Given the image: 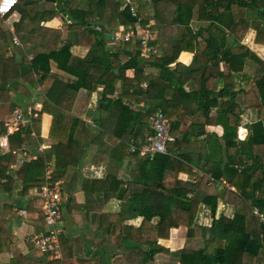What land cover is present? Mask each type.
<instances>
[{"label":"trees","instance_id":"16d2710c","mask_svg":"<svg viewBox=\"0 0 264 264\" xmlns=\"http://www.w3.org/2000/svg\"><path fill=\"white\" fill-rule=\"evenodd\" d=\"M60 12L69 13L71 30L86 40L90 53L84 59L74 57L71 43L63 42L61 31L53 30L49 33L50 46L35 52L29 65L32 85L34 72H41L44 88L47 79L53 78V62L60 71L76 78L65 85L63 90L68 92L62 100L45 101L41 111L53 116L49 137L56 144L49 152L56 158L54 178L73 184L79 179L72 164L73 147L84 144L88 131L85 122L72 115L66 99L70 101L81 89L94 92L105 86L98 105L102 113L97 122L102 129L98 137L100 150L94 162L100 164L105 156H115L105 142L106 137L113 136L121 142L114 153H125L132 163L130 180L109 174L84 183L85 191L92 188V192H102L104 199L110 195L109 199L120 202L115 211L101 209L99 247L114 256L120 252L125 264H157L160 254L170 252L159 241L169 239L173 229L184 227L187 244L175 252L180 264H264V224L254 214L255 209L264 213V59L245 41L251 33L253 43L264 46V0H19L1 22L19 13L22 21L40 24ZM94 21L103 26L101 32L89 28ZM1 22L4 47L12 33L2 28ZM139 25L156 34L150 44L159 45L163 54L146 59L139 40H128L125 48L138 58L137 70L130 78L121 57L110 56L107 35ZM18 26L19 36L22 26ZM182 52L194 54L190 64L178 62ZM13 59L1 54L2 69L8 72L16 68ZM236 66L251 68L247 75L250 82L239 89ZM153 67L160 69L159 74L145 75L144 70ZM17 80L14 74L1 78L0 95L8 91L9 81ZM197 80L200 85H196ZM138 102L145 105L137 106ZM158 111L172 123L173 141L168 144V154L142 156L130 152L131 142L139 148L148 142V135H153L150 120ZM248 112L255 117L245 124L248 133L241 139L239 128L243 117H249ZM217 126L222 134L214 132L205 137L208 153L201 164L202 159L196 160L186 149L206 135L207 127ZM33 130L7 134L6 129H0V135L8 136L11 148V152L0 156V184L3 179L11 184L9 171L15 161L12 152L30 141ZM36 135L40 140L37 129ZM181 173L190 179H179ZM20 178L24 195L45 184V172L36 167L35 161L23 165ZM222 179L228 186H223ZM11 188L9 184L3 187L7 192ZM220 201L234 208L232 215L219 211ZM203 205L211 212L210 225L198 221ZM137 217L144 218L140 227L126 223ZM3 224L7 226L0 219V253L10 252L12 244ZM60 241L63 260L48 264H69V258L79 260L74 241L64 232ZM12 264L37 261L19 256Z\"/></svg>","mask_w":264,"mask_h":264},{"label":"crops","instance_id":"0c3cea01","mask_svg":"<svg viewBox=\"0 0 264 264\" xmlns=\"http://www.w3.org/2000/svg\"><path fill=\"white\" fill-rule=\"evenodd\" d=\"M94 23V25H101L100 23H96V21H94ZM1 24V27L4 30H9L12 33V38H10L8 43H6L7 45L3 47V36H0V55L2 54L7 58H14L13 60L16 64V68H11L10 71L6 72V70H3L0 66V80L3 77L5 78V76H12L13 74L15 75V78H19V80H17V83L9 81V83H7L8 91L0 95V129H6L7 134H13L19 130L24 133L27 128H33L34 130L31 133L30 141L26 142L22 148L16 149L12 152L15 161L9 171V175L13 179H11V184L10 181L6 179H3L0 184V219L1 221L3 220L7 222V226L6 224H3V230L5 234H11L12 240L10 252L4 251L0 253V264H12V260L19 256H27L34 259L37 261V264H48V262L51 261L46 255L40 252L33 242V237L44 229V219L40 211L42 203L40 194L42 188H32L25 193V195L22 194L21 192L24 189V183L20 178V169L25 163L35 161L36 167L44 170V172L46 171V167L49 164H52L54 173L56 160L55 153L49 152V150L56 144V141L49 137L53 123V116L50 113L41 114V111L45 101L56 99L62 100L68 92L66 89L63 90L65 85H67L71 79L75 80L76 78L60 71L57 68L56 63L53 62L51 65L53 78L49 77L43 88L40 83L42 73L34 72L32 77H34L35 84L33 85L35 86H33L29 82V65L35 57V52L40 51V49L43 50L48 45L50 46L52 40L49 37V33L53 30L61 31L63 42L71 43V52L74 57L84 59L89 55L90 50L85 46V44H88L86 40L80 39L78 33L71 30L70 25L72 24V19L69 13L66 12H60L54 18L44 20L40 24L31 23V25L28 20L22 21L21 14L13 13L3 20ZM19 24L22 28L19 32L20 35L18 36V34H16V28L20 29L18 26ZM216 31L217 30H215L214 33ZM115 33L107 35L108 41L106 42V45L108 48H111L109 54L111 57H121L126 76L132 78L137 70L138 58L132 54V51L125 48V43L116 40L113 37ZM109 35L110 39L108 38ZM14 37H17L20 41V45L14 43ZM43 37H45L44 39L47 41L46 44L42 41ZM80 40L82 42H78ZM216 42L218 45L221 43L219 39H217ZM150 46L151 48H154L155 53H150L149 55L144 56L146 59L151 55H157L160 57L163 54L159 45L150 44ZM193 56V53L182 52L179 56L178 62L190 64ZM175 64L176 63H173L170 66L174 67ZM144 71L145 75H157L159 74L160 69L158 67H153L145 69ZM23 73H25V78L22 81L20 80V77L24 76ZM59 82H61V84ZM196 85H200L198 80L196 81ZM120 86L121 84L118 83V88H120ZM142 86L146 88L147 83L144 82ZM104 87L105 86H100L94 92L81 89L77 95L70 97V101L69 99H66L67 105L71 108L72 115L82 119L85 122V127L88 131L84 144L75 145L73 147L72 164L76 167L77 176L79 177L78 181L73 184L61 180L63 183L64 200L63 220L61 226L64 235L69 239H72L76 244L74 252L76 253L75 255L79 256V260L78 258H69V264H125L123 257L119 254L120 252L117 251L114 256L112 253L110 254L106 252L103 247H99L100 239L98 238L101 209L115 211L120 207V202L117 199H109L110 195L106 200L104 199L102 192H92V188H89V190L87 189L86 191L84 190V183L89 180L103 179L111 174L127 181L132 178L133 174L131 160L126 157L125 153H114V150L119 147L121 142L113 136L106 137L105 142L110 147L109 152L116 157L112 156L111 158L105 156L102 160L98 159V162L101 160L100 164L94 162L95 156L100 150L98 137L102 129L98 126L97 122L101 118L102 113L99 110L98 105ZM236 88H240L237 81ZM116 96L117 92L115 94V97ZM132 103L136 105V102ZM144 105V102L137 103V106ZM15 108H20L24 113H26L28 109H31L35 116L31 118L28 117L26 123L18 125L15 122V116L13 114ZM38 119L39 124L36 125V120ZM192 119L193 118L191 117L190 121ZM248 121H250L249 117H243L242 124L239 128V138L241 129L247 130L245 124ZM8 126H10V129H8ZM36 129L37 132L39 131L40 140L36 138ZM214 132L221 135L222 128L220 126L207 127L206 135L200 137L199 140L190 144L186 149L188 152H191L196 156V160L202 159L201 164L205 163L208 153L205 137ZM149 137L150 135H148L147 139ZM241 139H245V137ZM128 146L130 152H132L131 146L137 147L133 142ZM9 152H11V148L8 136L5 134L0 135V156H5ZM179 179L186 181L190 179V177L188 174L181 173L179 174ZM8 184L12 186L9 192L3 189V187ZM218 208L219 211L225 212L226 215H229L230 212L233 213L234 210L232 206L226 205L222 201L219 202ZM19 209H26L29 213L28 217H21L18 214ZM210 217L212 218L210 210L203 205L198 219L199 223L207 224V222L210 221ZM143 220V217H137L126 223L138 228L141 226ZM182 232H184V234ZM181 236H183V238H179ZM176 237L180 241L183 240L182 246L176 249L166 246L167 249L170 248V252L167 254H160L158 256L157 264H180L177 256H175V252L186 246V229L184 227L173 229L170 238L161 239L159 244L166 248V242H171L172 244L176 243ZM63 258L61 260H63Z\"/></svg>","mask_w":264,"mask_h":264},{"label":"built area","instance_id":"2783aa9c","mask_svg":"<svg viewBox=\"0 0 264 264\" xmlns=\"http://www.w3.org/2000/svg\"><path fill=\"white\" fill-rule=\"evenodd\" d=\"M19 0H0V17L4 18L9 15ZM136 16V13L133 12ZM143 20L139 18V21ZM101 32L103 27L101 25L89 26ZM116 40L126 43L131 38L135 37L139 40L143 56L150 53H155L154 48H151L150 41L156 35L149 27L139 25L137 27H129L127 31L123 32L121 29L113 36ZM14 43L20 45L17 37H14ZM15 122L19 125L26 123L28 117H33L35 114L31 109L24 113L20 108L14 110ZM171 120L163 113L158 111L151 119V128L154 131L148 139V142L141 147L131 146L132 152H139L140 155H155L156 153L168 154V144L173 141L171 136ZM10 129V126H8ZM241 138V137H240ZM223 185L228 186V183L222 179ZM41 207L40 211L44 219V229L33 237L34 245L40 252L47 256L50 261L61 260L63 258L62 246L60 237L63 233L62 220H63V183L59 179L54 178L53 166L49 164L45 171V185L41 189ZM18 214L27 218L29 213L26 209H19ZM254 214L260 222L264 224V213L255 209ZM42 264V263H40Z\"/></svg>","mask_w":264,"mask_h":264},{"label":"rangeland","instance_id":"374dc122","mask_svg":"<svg viewBox=\"0 0 264 264\" xmlns=\"http://www.w3.org/2000/svg\"><path fill=\"white\" fill-rule=\"evenodd\" d=\"M117 31H119V29L117 30ZM117 31H115V32H117ZM253 35L250 33L249 35H248V37H247V40H245L246 41V43H248L249 45H250V47L252 48V49H254L256 52H257V54L261 57V58H263L264 59V46H258V45H255L254 43H253ZM249 69H251V68H249V67H247L246 68V70H245V68L243 67V68H241V67H238V66H236L235 67V69H234V73H235V75H236V81L238 82V85L240 86V88L241 87H244V85L245 86H247L248 85V83L250 82L249 81V77L247 76V75H249V74H251L250 73V71H249ZM248 115H249V119L250 120H253L254 119V117H255V114L254 113H252V112H248ZM247 133H248V131L247 130H243V129H241V131H240V137L241 138H244V137H246V135H247ZM229 215H232V212H230L229 213ZM211 217L209 218V222H207V224L208 225H210L211 224ZM199 221V220H198ZM178 233V232H177ZM183 234H184V232H182ZM179 238H183V236H181V237H179ZM186 238V237H185ZM176 239H177V241H176V243H169V242H166V244H165V247L166 246H168V247H170V248H172V249H176V248H179L180 246H182V241L183 240H178V238L176 237ZM186 240V239H185ZM187 244V243H186ZM167 248V247H166ZM169 248V249H170Z\"/></svg>","mask_w":264,"mask_h":264},{"label":"water","instance_id":"95a60500","mask_svg":"<svg viewBox=\"0 0 264 264\" xmlns=\"http://www.w3.org/2000/svg\"><path fill=\"white\" fill-rule=\"evenodd\" d=\"M108 38L110 39V35L108 36Z\"/></svg>","mask_w":264,"mask_h":264}]
</instances>
